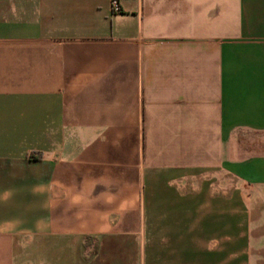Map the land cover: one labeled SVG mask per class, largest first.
Listing matches in <instances>:
<instances>
[{"label": "crops", "instance_id": "0c3cea01", "mask_svg": "<svg viewBox=\"0 0 264 264\" xmlns=\"http://www.w3.org/2000/svg\"><path fill=\"white\" fill-rule=\"evenodd\" d=\"M0 0V264H260L264 0Z\"/></svg>", "mask_w": 264, "mask_h": 264}, {"label": "built area", "instance_id": "2783aa9c", "mask_svg": "<svg viewBox=\"0 0 264 264\" xmlns=\"http://www.w3.org/2000/svg\"><path fill=\"white\" fill-rule=\"evenodd\" d=\"M111 10L113 12H118L119 11V4H118L117 0H112L111 1Z\"/></svg>", "mask_w": 264, "mask_h": 264}, {"label": "rangeland", "instance_id": "374dc122", "mask_svg": "<svg viewBox=\"0 0 264 264\" xmlns=\"http://www.w3.org/2000/svg\"><path fill=\"white\" fill-rule=\"evenodd\" d=\"M262 231H264V230H261V233H262ZM260 264H264V258L262 256H261Z\"/></svg>", "mask_w": 264, "mask_h": 264}]
</instances>
